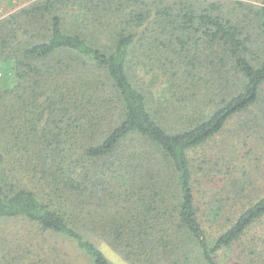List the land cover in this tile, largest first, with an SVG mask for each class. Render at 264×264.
I'll use <instances>...</instances> for the list:
<instances>
[{
    "label": "trees",
    "instance_id": "1",
    "mask_svg": "<svg viewBox=\"0 0 264 264\" xmlns=\"http://www.w3.org/2000/svg\"><path fill=\"white\" fill-rule=\"evenodd\" d=\"M260 2L39 0L1 19L0 225L86 264H112L95 239L133 264H220L238 246L264 264V236L243 242L264 232ZM37 251L0 264H76Z\"/></svg>",
    "mask_w": 264,
    "mask_h": 264
},
{
    "label": "rangeland",
    "instance_id": "2",
    "mask_svg": "<svg viewBox=\"0 0 264 264\" xmlns=\"http://www.w3.org/2000/svg\"><path fill=\"white\" fill-rule=\"evenodd\" d=\"M39 0H0V20L8 17L9 15L15 13L22 8L29 6L32 3H35ZM236 1V0H232ZM244 3L253 4L255 6H261L260 0H239ZM261 41L259 35L258 27H255L253 32V46H258ZM259 51H257L258 53ZM11 69L7 65L0 64V86L5 82L10 81L13 84V76ZM232 134H229L227 140L231 142ZM237 142H234L236 144ZM198 197L202 198L205 202L212 199V193L209 190V187L204 188V192L198 191ZM31 231V225L26 223L23 220H10L2 223L0 225V251L2 254L13 253L11 256L16 257L18 254L15 253L17 246H22V248L29 251H42L45 249L50 253L51 247H56L57 251L62 252L66 258L67 263H84L82 258L78 257L77 254L72 251L71 247L68 245V242L62 239H56L51 236H47L43 233L37 232V230ZM264 232L262 229L253 230L251 233H248L243 242L247 245L254 244V240L259 237H263ZM34 239V240H32ZM96 245L103 252V254L109 259L112 264H133L125 260L118 252L113 250L109 245L99 239H95ZM43 246L40 248V246ZM243 246H238L236 249H233L231 252H227L224 255L218 257L220 264H240L241 258L244 259L247 254V249L243 250ZM38 252V251H37ZM69 260V262L67 261ZM247 263V261H244ZM86 264V263H84ZM241 264H243L241 262Z\"/></svg>",
    "mask_w": 264,
    "mask_h": 264
}]
</instances>
